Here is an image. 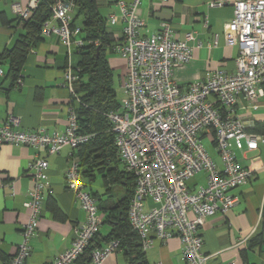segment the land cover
<instances>
[{
  "label": "built area",
  "instance_id": "obj_1",
  "mask_svg": "<svg viewBox=\"0 0 264 264\" xmlns=\"http://www.w3.org/2000/svg\"><path fill=\"white\" fill-rule=\"evenodd\" d=\"M39 1L29 0L27 6L12 3V12L20 21L27 20ZM139 3L119 0V15L108 16L110 24L124 22L121 39L112 44L111 51L125 59L126 71L120 80L118 107L106 112L105 117L114 134L117 154L134 177L127 219L143 251L153 245L155 238L163 242L177 236L186 264H207L209 256L202 250L201 234L205 218L233 207L238 202L233 190L253 176L251 169L238 164L234 149L251 151L264 142V136L249 132L236 113L240 100L245 101V107L256 109L258 99L264 98V0L208 1L213 7L233 5V17L224 25V35L228 44L238 47V53L232 69L208 71L204 78L186 85L177 83L173 71L190 60L192 48L188 41L194 39V34L188 32L184 39L176 38L170 24L163 22L161 29L142 35L145 21L136 12ZM73 9V0H54L49 18L41 25L42 36L56 35L69 52L83 44L73 38L80 31V27L71 26ZM79 72L78 66H68L63 72L73 101L66 108L62 131L15 128L19 119L8 114L0 125V145H27L53 154L63 146L74 150L87 142L92 134L79 130L76 113ZM206 137L220 158V166L204 146ZM199 173L205 174V182L195 188L188 186L187 181ZM30 174L33 185L23 204L29 218L23 240L7 264H27L28 240L38 227L45 196L51 192L46 156H34ZM65 184L85 212V219L76 228L70 245L44 264H73L103 222L97 199L73 158L65 172ZM147 200L152 205L148 206ZM119 243V239L112 238L94 248L89 264H103Z\"/></svg>",
  "mask_w": 264,
  "mask_h": 264
},
{
  "label": "crops",
  "instance_id": "obj_2",
  "mask_svg": "<svg viewBox=\"0 0 264 264\" xmlns=\"http://www.w3.org/2000/svg\"><path fill=\"white\" fill-rule=\"evenodd\" d=\"M117 1L96 0L98 11L111 33L112 43L121 39L124 25L122 20L115 24H110L108 20L111 13L119 15ZM208 1L140 0L137 6L138 16L145 21L140 30L142 35L161 29L163 22L170 24L176 38L184 39L188 32L194 34V39L188 41L192 48L190 60L173 71L180 85L204 78L208 71L234 67L238 47L228 44L224 35V25L233 17V7L229 4L213 7L209 6ZM12 3L27 6L29 0H0V54L6 48L13 47L26 32L24 22L19 21L12 12ZM71 15L73 27H81L82 17L77 16L75 10ZM73 38L83 40L84 35L80 30ZM109 55L107 59L112 72L116 67L125 72V59L112 51ZM80 60L79 50L69 52L54 34L40 35L34 42L24 57L16 81L8 72V60H1L4 74L0 75V125L8 114H13L19 119L15 128L34 130L42 127L47 133L62 131L66 126V108L72 101L63 72L68 66L77 67ZM245 106V101L240 100L236 108L237 115L245 121L249 132L264 136V98L258 99L256 109ZM204 140L212 144L208 137L203 138V143ZM234 151L238 164L251 169L253 176L233 190L238 197L233 207L205 218L201 226L202 250L209 256L207 264H264V229L261 224L264 207V142H259L255 150L244 148ZM214 152L213 155L209 154L220 166L215 149ZM36 155L46 156L51 192L45 196L38 227L28 240L30 254L27 264H44L55 259L70 245L76 228L85 219V212L65 184V172L71 159L79 162L78 149L63 146L57 153L47 154L44 150L38 151L27 145L1 144L0 264H7L23 240V228L29 218V210L23 204L29 198L28 191L33 185L30 163ZM112 165L110 162L108 167ZM118 167L125 171L121 163H118ZM97 178H100V182L95 186ZM105 178L97 172L87 180L88 187L98 198L99 211L104 220L96 235V244L99 246H104L112 239H108L113 225L109 219L123 213L119 201L126 194L123 180ZM204 182L205 174L199 173L190 178L187 184L195 188ZM146 204L150 206L152 201L147 200ZM259 234L260 243L256 242ZM144 256L148 264H186L177 236L163 242L155 238L153 245L144 250ZM103 264H128L126 251L118 247L106 257Z\"/></svg>",
  "mask_w": 264,
  "mask_h": 264
},
{
  "label": "trees",
  "instance_id": "obj_3",
  "mask_svg": "<svg viewBox=\"0 0 264 264\" xmlns=\"http://www.w3.org/2000/svg\"><path fill=\"white\" fill-rule=\"evenodd\" d=\"M53 2L54 0L39 1L30 18L22 21L26 27V32L17 39L13 47L6 48L0 54V61L8 60V72L14 81L19 77L24 57L41 35V25L49 18ZM73 2V10L77 16L82 17L80 30L84 35L83 44L78 49L81 60L78 65L80 72L75 88L79 98L76 113L79 130L83 133L92 134L87 142L76 148L79 156L78 165L87 186H89L87 180L97 172L101 173L104 178L115 177L116 180L124 181L126 194L119 201L123 213L109 219L113 225L108 239H119V248L126 251L128 264H148L144 251L141 249L138 234L132 229L127 219V208L134 192V177L126 169L125 171L119 170L118 163L122 165L123 163L117 154L114 134L105 117L106 112L118 107V97L113 87V72L107 59L113 44L111 33L106 27L104 17L98 11L96 0H73ZM71 26L73 27L72 22ZM95 41H98V44H95ZM110 162L113 164L112 167H108ZM107 182L110 181L107 180ZM96 199L98 210H100L98 198L96 197ZM108 217L109 215L105 220ZM261 217V224L264 229V207ZM113 219L116 220V223ZM98 233L99 231L96 235ZM256 242H261L260 234L256 237ZM96 247L100 246L96 244L95 236L75 262L89 264L91 251Z\"/></svg>",
  "mask_w": 264,
  "mask_h": 264
},
{
  "label": "rangeland",
  "instance_id": "obj_4",
  "mask_svg": "<svg viewBox=\"0 0 264 264\" xmlns=\"http://www.w3.org/2000/svg\"><path fill=\"white\" fill-rule=\"evenodd\" d=\"M231 5V4H230ZM233 6V5H232ZM110 56V55H108ZM111 56H114L113 54H111ZM119 56V55H118ZM124 70H122V68L120 67H116V69L113 70V87L115 89V93L116 96L119 98L121 96V91H120V80L124 75ZM204 145L207 148V150L210 152L211 155H213L214 152V147L212 146V144L209 142V140H204ZM100 182V178H97V180H95V186ZM191 182V180L189 181ZM96 236V234H95ZM94 236V237H95ZM93 237V238H94Z\"/></svg>",
  "mask_w": 264,
  "mask_h": 264
}]
</instances>
